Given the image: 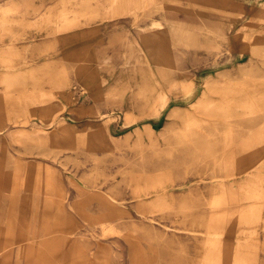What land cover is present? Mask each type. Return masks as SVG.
I'll return each instance as SVG.
<instances>
[{
  "label": "rangeland",
  "instance_id": "obj_1",
  "mask_svg": "<svg viewBox=\"0 0 264 264\" xmlns=\"http://www.w3.org/2000/svg\"><path fill=\"white\" fill-rule=\"evenodd\" d=\"M0 264H264V0H0Z\"/></svg>",
  "mask_w": 264,
  "mask_h": 264
},
{
  "label": "bare ground",
  "instance_id": "obj_2",
  "mask_svg": "<svg viewBox=\"0 0 264 264\" xmlns=\"http://www.w3.org/2000/svg\"><path fill=\"white\" fill-rule=\"evenodd\" d=\"M167 5V4H166ZM165 4H163V3H158L157 4V2H156V5H155V8L154 9H156V10H167V6H166ZM148 7V6H147ZM146 7V8H147ZM176 7V6H175ZM176 9V8H175ZM145 10V9H144ZM172 10H174V9H172ZM147 11V10H146ZM172 24V23H171ZM172 27V26H171ZM170 27V28H171ZM173 28V27H172ZM238 37V36H237ZM213 79V78H212ZM212 83H213V81H209V82H207V85L208 86H210V85H212ZM212 86H214V84L212 85ZM226 89H233L232 91H235V92H237L239 89H235V88H233V87H230V86H228V88H226ZM225 89V90H226ZM224 90V91H225ZM247 93H252L250 90L247 92ZM214 99V98H213ZM254 101H256V100H254ZM210 110H212V112H210V113H208V114H210V116L211 115H216L217 114V112H220V111H218V110H216L215 109V107H213V108H211ZM206 113V112H205ZM207 114V113H206ZM225 114H229V113H225ZM262 121H257L256 123H254V124H252L251 126H257V125H259L260 123H261ZM261 126H262V124H261ZM252 130V129H251ZM250 130V131H251ZM220 166H222V164H220ZM233 176L234 175H236L235 173L234 174H232Z\"/></svg>",
  "mask_w": 264,
  "mask_h": 264
}]
</instances>
